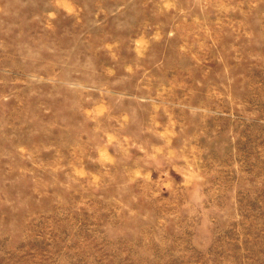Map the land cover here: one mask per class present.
I'll return each instance as SVG.
<instances>
[{"label":"rangeland","instance_id":"obj_1","mask_svg":"<svg viewBox=\"0 0 264 264\" xmlns=\"http://www.w3.org/2000/svg\"><path fill=\"white\" fill-rule=\"evenodd\" d=\"M0 264H264V0H0Z\"/></svg>","mask_w":264,"mask_h":264}]
</instances>
